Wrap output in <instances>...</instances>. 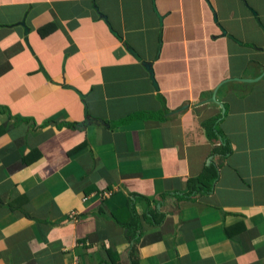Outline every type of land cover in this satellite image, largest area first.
Returning a JSON list of instances; mask_svg holds the SVG:
<instances>
[{
    "label": "crops",
    "instance_id": "0c3cea01",
    "mask_svg": "<svg viewBox=\"0 0 264 264\" xmlns=\"http://www.w3.org/2000/svg\"><path fill=\"white\" fill-rule=\"evenodd\" d=\"M132 257L264 264V0H0V264Z\"/></svg>",
    "mask_w": 264,
    "mask_h": 264
},
{
    "label": "water",
    "instance_id": "95a60500",
    "mask_svg": "<svg viewBox=\"0 0 264 264\" xmlns=\"http://www.w3.org/2000/svg\"><path fill=\"white\" fill-rule=\"evenodd\" d=\"M128 51L131 53V55L134 57V59H136L137 61H141V59L131 50L128 49ZM143 65L147 68V70L149 71L150 73V76H151V79L153 81V85L157 88V85L156 83L154 82V77H153V72H152V69H151V65L149 63H145L143 62Z\"/></svg>",
    "mask_w": 264,
    "mask_h": 264
},
{
    "label": "trees",
    "instance_id": "16d2710c",
    "mask_svg": "<svg viewBox=\"0 0 264 264\" xmlns=\"http://www.w3.org/2000/svg\"><path fill=\"white\" fill-rule=\"evenodd\" d=\"M68 126H70V127H75L76 125H74V124H67ZM131 264H138V261H137V259L136 258H131Z\"/></svg>",
    "mask_w": 264,
    "mask_h": 264
},
{
    "label": "built area",
    "instance_id": "2783aa9c",
    "mask_svg": "<svg viewBox=\"0 0 264 264\" xmlns=\"http://www.w3.org/2000/svg\"><path fill=\"white\" fill-rule=\"evenodd\" d=\"M107 194L106 193H103L101 194V196L105 197ZM86 200L85 198H83V201ZM73 216H75V212H71L70 215H69V218L72 219Z\"/></svg>",
    "mask_w": 264,
    "mask_h": 264
}]
</instances>
